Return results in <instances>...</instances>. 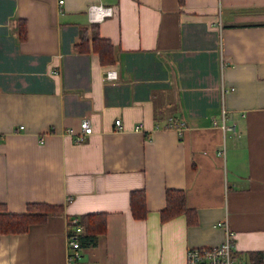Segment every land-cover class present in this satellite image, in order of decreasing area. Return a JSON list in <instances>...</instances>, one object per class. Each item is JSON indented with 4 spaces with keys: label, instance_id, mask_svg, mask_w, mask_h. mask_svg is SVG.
Wrapping results in <instances>:
<instances>
[{
    "label": "crops",
    "instance_id": "0c3cea01",
    "mask_svg": "<svg viewBox=\"0 0 264 264\" xmlns=\"http://www.w3.org/2000/svg\"><path fill=\"white\" fill-rule=\"evenodd\" d=\"M62 1L0 0V208L63 207L0 233V264H186L189 247L224 240L223 222L235 259L254 262L264 253V0ZM91 4L114 12L95 19ZM97 31L114 43L113 63L92 49ZM222 106L236 133L221 125ZM84 118L93 133L78 142L67 129ZM140 189L141 219L130 207ZM168 189L185 192L190 215L162 219ZM98 211L107 230L70 262L69 219Z\"/></svg>",
    "mask_w": 264,
    "mask_h": 264
},
{
    "label": "trees",
    "instance_id": "16d2710c",
    "mask_svg": "<svg viewBox=\"0 0 264 264\" xmlns=\"http://www.w3.org/2000/svg\"><path fill=\"white\" fill-rule=\"evenodd\" d=\"M20 28V39H24L27 35L24 21H21ZM83 43L80 44L79 49L88 51L89 47L84 46ZM92 49L99 53L103 64L113 63L116 59L114 43L109 38L101 37L98 31L92 37ZM130 193V207H132L133 215L140 219L145 217L148 209L144 190H133ZM62 209V205L46 202L28 203L27 211L22 213H13L0 208V233L25 232L31 224L43 222L49 214L56 211L61 212ZM181 213L187 215L192 213L191 208L187 205L185 192L179 189H168L167 206L161 212L162 219L168 220ZM75 218H77L76 221H74ZM69 222V235L76 237L82 246L94 245L97 236L107 230V214L105 212L85 213L70 218ZM76 225L82 227V232H76ZM252 258L255 262H262L264 253H255Z\"/></svg>",
    "mask_w": 264,
    "mask_h": 264
},
{
    "label": "built area",
    "instance_id": "2783aa9c",
    "mask_svg": "<svg viewBox=\"0 0 264 264\" xmlns=\"http://www.w3.org/2000/svg\"><path fill=\"white\" fill-rule=\"evenodd\" d=\"M61 2H63L61 0ZM88 12L91 17L95 19H102L106 15L113 14V8L110 6H103L101 4H91L88 7ZM105 79L107 81H114L118 79V72L116 69H108L105 71ZM223 88V93L225 92ZM231 114L224 106H222V119L221 125L225 130L233 131L236 133L237 127L234 122H230ZM213 123L218 124V119L213 118ZM121 120L116 119V124L120 125ZM80 130L76 131L73 127H69L67 132L75 136V140L78 142L84 141L90 134L93 133V125L89 118L82 119L80 123ZM183 124L170 121L167 127H175L179 130ZM24 127V126H21ZM77 218L74 219L76 221ZM222 225L226 229V235L224 240L213 246H191L187 249L186 253V264H264L262 262H240L235 259L234 250H235V233L232 231L227 222H223ZM76 232H82V227L76 225ZM69 244L71 251L69 254V261L71 262L74 259H78L82 256V246L79 240L76 237L69 236Z\"/></svg>",
    "mask_w": 264,
    "mask_h": 264
}]
</instances>
